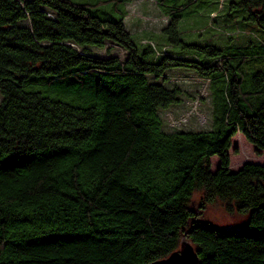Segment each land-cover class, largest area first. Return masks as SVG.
<instances>
[{"label":"trees","instance_id":"obj_1","mask_svg":"<svg viewBox=\"0 0 264 264\" xmlns=\"http://www.w3.org/2000/svg\"><path fill=\"white\" fill-rule=\"evenodd\" d=\"M133 1L0 0V264H147L182 239L197 264H264V162L229 156L237 133L264 150V0L216 1L260 30L223 46L182 38L200 0H154L167 41L138 45ZM177 67L208 82V129H164ZM215 202L242 224L204 219Z\"/></svg>","mask_w":264,"mask_h":264},{"label":"rangeland","instance_id":"obj_2","mask_svg":"<svg viewBox=\"0 0 264 264\" xmlns=\"http://www.w3.org/2000/svg\"><path fill=\"white\" fill-rule=\"evenodd\" d=\"M73 1L85 2L91 0ZM200 1L197 8L187 13L178 23V29L186 42L202 44L207 40H211L214 42L213 44L216 43L220 46H223L226 42H245V36L236 37L235 34H232V39L228 40V36L230 35L223 34L226 31H235L237 26L242 27L248 32H253L254 35L260 33V30L250 22L242 20L237 23L236 20L238 17H235V15L239 14H231L227 8L225 10L222 8L221 10V8L217 7L216 1L218 0ZM223 1L225 3V0ZM126 10V26L136 44L142 45L143 41L141 42V39L143 38L152 40L159 46L167 41L165 34L161 32L162 27L166 23V18L161 14L154 0L133 1L126 6ZM211 11L218 13L217 16L210 17ZM94 14L99 17H104L102 11H94ZM241 16L239 15V17ZM134 18L138 21V27L132 26L130 22ZM214 19L215 22H213ZM113 46V54L119 57L124 55L122 48L116 45ZM93 54L99 57L105 56L104 49H93ZM157 80L167 88L176 86L180 89V100L168 108L160 110L164 129L168 131L202 130L210 127L211 104L208 82L206 80L199 78L195 72L189 69L178 67L167 70L164 76L159 77ZM240 135L241 133H237L232 137V144L229 149L231 171L238 170L247 162H264V150H258L247 142L244 137L240 138ZM234 148H237V154H233L232 151ZM245 154L250 158L245 160L243 158ZM217 166L218 158L217 156H212L210 169L215 171ZM194 198L197 199L198 196L195 195ZM203 217L224 227L242 224V217L236 213H226L220 202H215L207 206ZM184 241L186 240L182 239L181 246Z\"/></svg>","mask_w":264,"mask_h":264},{"label":"water","instance_id":"obj_3","mask_svg":"<svg viewBox=\"0 0 264 264\" xmlns=\"http://www.w3.org/2000/svg\"><path fill=\"white\" fill-rule=\"evenodd\" d=\"M198 257L192 245L184 241L181 248L172 252L168 257L147 264H197Z\"/></svg>","mask_w":264,"mask_h":264},{"label":"crops","instance_id":"obj_4","mask_svg":"<svg viewBox=\"0 0 264 264\" xmlns=\"http://www.w3.org/2000/svg\"><path fill=\"white\" fill-rule=\"evenodd\" d=\"M144 6H146V5H144ZM127 17V16H126ZM131 24H132V26H134V27H138V21L134 18V19H132L131 21ZM125 25H126V18H125ZM127 27V26H126ZM127 29H128V27H127ZM129 30V29H128Z\"/></svg>","mask_w":264,"mask_h":264},{"label":"bare ground","instance_id":"obj_5","mask_svg":"<svg viewBox=\"0 0 264 264\" xmlns=\"http://www.w3.org/2000/svg\"><path fill=\"white\" fill-rule=\"evenodd\" d=\"M237 136H238V135H237ZM240 138H243V136L240 135ZM243 158L246 160V159H249L250 157H249L248 155L245 154V155L243 156Z\"/></svg>","mask_w":264,"mask_h":264},{"label":"built area","instance_id":"obj_6","mask_svg":"<svg viewBox=\"0 0 264 264\" xmlns=\"http://www.w3.org/2000/svg\"><path fill=\"white\" fill-rule=\"evenodd\" d=\"M134 1H136V0H134Z\"/></svg>","mask_w":264,"mask_h":264}]
</instances>
